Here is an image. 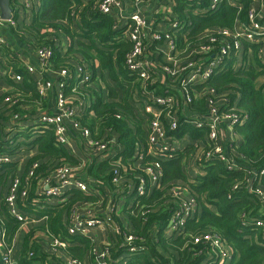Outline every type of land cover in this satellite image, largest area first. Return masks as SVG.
I'll list each match as a JSON object with an SVG mask.
<instances>
[{
  "label": "built area",
  "instance_id": "2783aa9c",
  "mask_svg": "<svg viewBox=\"0 0 264 264\" xmlns=\"http://www.w3.org/2000/svg\"><path fill=\"white\" fill-rule=\"evenodd\" d=\"M134 1L154 4L157 13L148 19L136 11L124 21L116 20V26L125 27L124 35L131 42L125 55V66L134 77L133 85H136L133 101L141 103L140 113L144 114L147 124L146 144L136 147L133 159L138 162L130 163L132 168L125 163L130 159L125 158L121 150L118 151L117 139L110 134L111 128H106L100 135V131L82 122L83 117L94 115L93 110L89 111L93 99L85 88L95 83L88 65L74 63L57 67L51 47L33 48L28 44L37 63L36 66L30 62L22 65L26 73L33 77L38 105L36 110L23 114L15 110L16 106L28 109L23 95L18 96L12 89L23 82L24 75L15 71L13 65H8L7 57L0 51V65L4 67L2 75L13 84V88L12 85L0 87V112L10 115L3 128L6 148L0 152V264H19L15 244L26 225H30L29 232L34 234L31 241H36L38 245L42 242L37 238V231L47 237L52 251L64 250L70 245L67 240L53 236L47 226L45 230L39 228L48 218L41 215V210L68 191L92 193L81 170L85 171L94 158L108 161L115 189L111 191L104 186L105 194L96 190L100 197L95 203L99 206L96 214L88 211L90 209L74 206L66 229L71 235L88 237L92 236L94 229H107L111 233L108 243L113 246L112 235L120 233L117 219L123 212L121 202L134 200L137 211L144 216L149 210H145L144 204H139V201L150 197L155 189L162 190L163 161L173 159L183 149V144L189 146L187 135L180 140L175 134H169L183 124H192L205 133L193 143L195 152L189 166L196 173L204 174L201 165L217 160L225 163L228 170L241 172V180L235 181L232 190L245 188L256 195L262 203L264 215V165L258 168L256 161L247 162L244 156L237 155L242 140L237 126L244 125L248 120L247 112L239 106L241 94L234 90L233 84L224 89L209 84L223 71L249 67L255 55L254 45L258 46L256 53L264 65V0H251L247 19L238 18L232 28L211 27L204 30L196 29L193 14L212 13L225 3L237 7L240 13L244 0H207L206 7H201L205 0H184L186 6L181 13L175 9L179 0ZM41 4L42 0H11L13 17L10 20L0 18V22L17 28L19 21L25 18L24 13L33 12ZM121 6V0L98 2V9L104 14L112 15ZM156 15L160 17L156 18ZM2 45L8 43L0 36ZM37 73L46 77L34 78ZM16 90L21 94L25 91ZM52 90L55 91L54 107H49ZM42 99L47 102L45 106H42ZM197 101H201L202 105L194 109ZM47 131L54 132L57 143L70 148L78 161L75 165H61L51 174L43 176L39 171L40 161L34 158L35 149L20 144L25 142L27 135H30L27 142L34 143L40 134ZM74 135L88 152L84 154L73 148ZM238 158H242L243 162H239ZM92 180L97 181L98 186L104 185L97 179ZM188 192L182 184H175L169 189L174 206L171 207L168 233L182 232L198 211L197 197ZM241 218L244 226H264V219L259 216L249 219L243 214ZM123 235L125 252L114 257L107 246L95 245V264H121L143 249L136 243L133 234L124 232ZM194 242L208 247L207 264H227L233 259L231 249L216 231L197 235ZM33 254L34 250L29 252L28 258ZM68 264L84 263L70 259Z\"/></svg>",
  "mask_w": 264,
  "mask_h": 264
},
{
  "label": "trees",
  "instance_id": "16d2710c",
  "mask_svg": "<svg viewBox=\"0 0 264 264\" xmlns=\"http://www.w3.org/2000/svg\"><path fill=\"white\" fill-rule=\"evenodd\" d=\"M98 2L99 0H42L41 6L33 10L29 22L24 18L19 21L17 28L7 23L8 31L16 35L20 42L31 44L33 48L51 47L57 67L84 63L93 72V84L101 81L105 83L104 88L91 84L85 87L93 99L89 111L93 110L94 115L83 117L82 122L95 131H100V135L106 128H111L110 134L117 139V149L121 150L125 158L130 159L125 161L129 165L138 162L133 159L136 147L146 144V118L140 113L141 103L133 101L136 85H133L134 77L125 66V55L131 47V42L124 35L125 27L116 26L115 17L102 13L98 9ZM250 3L251 0H244L240 13L237 7L225 3L212 13L193 14L192 19L197 30L211 27L232 28L238 18L243 21L247 19ZM207 5L205 0L201 7ZM185 6V1L179 0L176 12L181 13ZM253 49L255 55L249 67L223 71L212 78L209 84L218 89L233 84L234 90L241 94L239 106L247 112L248 120L244 125L237 126V132L242 138L237 155L244 156L247 162L256 161L255 165L259 168L264 165V65L260 63L256 53L258 46L254 45ZM0 51L7 57L8 65H13L15 71L24 75L23 82L15 87L25 91L22 94L16 92V88L12 91L18 96L23 95L28 109L22 110L16 106L15 110H20L23 114L36 110L38 96L34 80L26 73L18 51L10 45L0 46ZM3 68L0 65V72L4 71ZM3 85H12L13 88V84L0 73V87ZM46 103L42 99V106ZM201 105V101H197L193 108L197 109ZM9 117L7 112H0V152H4L6 148L3 128ZM169 134H175L180 140L187 135L186 143L189 146L183 144V149L173 159L163 161L162 190L155 189L150 197L139 201V204H144L145 210H149L144 216L137 211L134 200L121 202L123 212L121 218L117 219L120 233L112 235L113 246L106 242L101 247L111 249L112 256L124 253L126 242L123 233L126 232L133 234L137 239L136 243L143 249L121 264H207L208 247L203 243H195L194 237L216 231L232 251L233 259L227 264H264V226H244L241 218L246 214L249 219L251 216L264 219L262 203L245 188L232 190L235 181L241 180L242 173L228 170L225 163L217 160L201 165L204 167V174L196 173L189 163L195 152L193 143L204 136V131L192 124H183L177 131H169ZM29 138L30 135L25 136V142L20 145L35 149L34 158L40 161L39 171L43 176L51 174L61 165L77 164V157L70 148L57 143L54 132L40 134L34 143H28ZM238 161L243 162L242 158H238ZM129 167L132 168L133 165ZM85 172L92 193L71 190L53 199V205L41 210V215L48 218L40 228L45 230L47 226L53 236L69 242L70 245L62 251L70 259L95 264L94 240L88 236L71 235L66 229V222L69 221L74 206L96 203L100 198L96 190L105 194L104 186L111 191L115 186L111 182V167L107 160L94 158L92 164L86 166ZM92 179H97L104 185L98 186L97 181ZM175 184L187 187L188 193L197 197L199 206L182 232L168 233L171 207L174 206L169 189ZM262 187L264 188V182ZM32 235L33 231L23 238L21 251L18 253L19 264H48L52 249L47 251L42 244L31 241ZM33 250L34 254L28 258L29 252ZM54 251V264H68L56 257Z\"/></svg>",
  "mask_w": 264,
  "mask_h": 264
},
{
  "label": "crops",
  "instance_id": "0c3cea01",
  "mask_svg": "<svg viewBox=\"0 0 264 264\" xmlns=\"http://www.w3.org/2000/svg\"><path fill=\"white\" fill-rule=\"evenodd\" d=\"M121 3H122L121 8L115 9V11L112 14L116 20L124 21V20L128 19L130 17V15L132 13H135L136 11H140L148 19H151L154 16V14L157 13V11H155V9H156L155 5L152 3H144L143 2L141 4H138L134 0H121ZM32 14H33V12H31V11H26V13H24V17H25L26 22H29L31 20ZM158 14H159V12H158ZM157 17H160V16L156 15V18ZM0 24H1V22H0ZM8 27H9V25L7 23H4V22L2 23V25H0L1 36L6 39L8 45L12 46V48H14L15 50L18 51L17 53L19 54V56L23 60L22 61L23 63L30 62L32 64H35V66H36L37 59H36V56L33 52L32 47H30L29 45H25L22 42H20V40L17 37H15L16 35L14 36V35H12V33L10 34L8 31ZM7 39L10 42H8ZM0 73L2 74V72H0ZM42 75L43 74H41V73H37V75H34V78H39ZM43 76L46 77L45 75H43ZM54 93H55L54 90H52V92L50 93L49 107H54ZM79 143L81 144V141L78 139V137L76 135H74L73 141H72V146H73V148L76 149V151L78 150L79 152H82V150L80 149V146L78 145ZM91 205H95V203H85L83 205H80V207L85 208V209H90ZM77 206H79V205L77 204ZM30 230H31L30 225H26L21 230V234H20V237L18 239V245L16 247L17 253H19L21 251L23 238ZM91 238H93L96 245L102 246L104 243H106L110 240L111 233L107 229H94ZM41 242H42V247L45 250L51 251L50 242L46 236H45V239H41ZM54 252L56 253L55 254L56 257L61 258L66 263H68L70 261V257L68 256V254L66 252H64L62 250H55ZM50 253L53 254V251ZM52 254L49 256L50 262H48V264H54ZM85 262L87 264H93L91 262L88 263L86 260H85Z\"/></svg>",
  "mask_w": 264,
  "mask_h": 264
},
{
  "label": "rangeland",
  "instance_id": "374dc122",
  "mask_svg": "<svg viewBox=\"0 0 264 264\" xmlns=\"http://www.w3.org/2000/svg\"><path fill=\"white\" fill-rule=\"evenodd\" d=\"M0 25H2V23L0 24ZM0 36H1V34H0ZM8 40V39H7ZM8 42H10L9 40H8ZM262 78H264V77H262ZM93 86L94 87H100L101 86V88H104L105 87V83L103 82V81H101V82H98V84H93ZM79 146H80V149L83 151V153L85 154L86 152H88V150H85L84 148H83V146L79 143L78 144ZM83 173H85V176L87 175L86 174V172L82 169L81 170ZM122 205H123V203H122ZM88 211H91L92 213H98L99 212V206H96V205H91L90 206V210H88ZM87 210H85L84 212H88ZM21 234V233H20ZM20 234L18 235V237H17V240H16V244H15V248L17 247V245H18V239H19V237H20ZM37 238H39V239H45L44 238V236L43 235H41V234H38V231H37Z\"/></svg>",
  "mask_w": 264,
  "mask_h": 264
},
{
  "label": "water",
  "instance_id": "95a60500",
  "mask_svg": "<svg viewBox=\"0 0 264 264\" xmlns=\"http://www.w3.org/2000/svg\"><path fill=\"white\" fill-rule=\"evenodd\" d=\"M13 17V8L11 0H0V18L10 20Z\"/></svg>",
  "mask_w": 264,
  "mask_h": 264
}]
</instances>
